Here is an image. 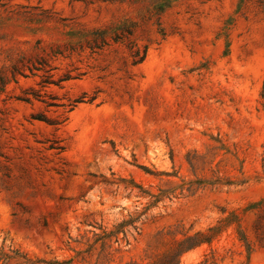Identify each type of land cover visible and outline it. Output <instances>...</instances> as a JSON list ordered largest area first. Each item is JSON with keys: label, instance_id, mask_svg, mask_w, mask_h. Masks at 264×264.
Segmentation results:
<instances>
[{"label": "rangeland", "instance_id": "1", "mask_svg": "<svg viewBox=\"0 0 264 264\" xmlns=\"http://www.w3.org/2000/svg\"><path fill=\"white\" fill-rule=\"evenodd\" d=\"M196 232L179 264H264V0H0V264Z\"/></svg>", "mask_w": 264, "mask_h": 264}, {"label": "trees", "instance_id": "2", "mask_svg": "<svg viewBox=\"0 0 264 264\" xmlns=\"http://www.w3.org/2000/svg\"><path fill=\"white\" fill-rule=\"evenodd\" d=\"M154 201H158V198H155ZM139 216L129 218L126 221H122L117 225V228L114 233H117L118 231H124V224L125 223H132L138 219ZM204 238H202V234L196 232L193 235H185L182 238L174 239L173 245L167 250V252L164 253V255L159 256L155 261L145 264H179L180 255L199 244L201 241H203ZM130 264H141L136 262H131Z\"/></svg>", "mask_w": 264, "mask_h": 264}]
</instances>
